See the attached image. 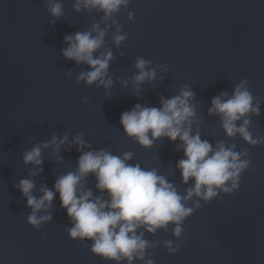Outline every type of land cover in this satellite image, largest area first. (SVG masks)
<instances>
[{"label":"water","instance_id":"1","mask_svg":"<svg viewBox=\"0 0 264 264\" xmlns=\"http://www.w3.org/2000/svg\"><path fill=\"white\" fill-rule=\"evenodd\" d=\"M56 2L63 5L59 18L50 14L49 0H0V264H128L95 255L91 240L69 237L72 222L58 193L46 212L37 213L52 219L34 228L27 222L32 209L18 185L22 179L33 181L32 194L39 198L42 187L54 191L60 176L77 170L82 152L103 150L119 157L132 153L127 163L155 170L185 196L194 181L182 182L177 168L184 158L181 142L162 137L145 147L120 124L121 114L136 104L159 108L162 98L184 89L194 94L192 135L199 133L213 149L221 142L234 145V151L247 152L241 159L250 164L233 193L185 202L195 210L183 220L179 238L171 223L154 234L139 229L150 246L145 260L133 264L148 259L154 264H264V143L253 146L239 134L228 137L222 117L209 114L214 97L231 98L247 80L259 115L249 113L236 124L248 119L252 138L264 139V0H129L107 20L97 9L75 11V0ZM94 24L105 30L94 56L112 52L105 77L112 80L109 88L78 80L90 67L62 55L66 35L92 31ZM117 27L126 35L120 45L113 40ZM138 58L149 62L145 70L154 69L156 77L137 86ZM65 135L58 148L43 147ZM77 136L87 145L81 151L73 143ZM37 146L42 164H25L23 155ZM96 183L92 174L83 181L93 197L107 199ZM166 241L179 244L180 251L170 254Z\"/></svg>","mask_w":264,"mask_h":264},{"label":"clouds","instance_id":"2","mask_svg":"<svg viewBox=\"0 0 264 264\" xmlns=\"http://www.w3.org/2000/svg\"><path fill=\"white\" fill-rule=\"evenodd\" d=\"M128 4L129 0H75L73 7L77 12L81 6L97 9L104 13V19L107 20ZM46 6L53 17L62 16L61 3L49 0ZM133 17L134 14L129 12V19ZM119 32L117 27V34L113 36L117 45L126 39V35H120ZM104 36L105 30L99 24H94L92 31L66 35L64 42L68 46L62 49V55L78 65L86 63L90 67L91 70L81 73L78 80L86 81L89 86L98 81L100 85L109 88L112 80L105 77L112 52L106 51L94 56L103 46ZM147 63L142 58L137 59L135 67L139 71L134 77L137 86L156 77L154 69L145 70ZM247 83V80H242L231 98L222 99L226 95L224 93L214 97L209 114L216 113L222 117V127L228 137L239 134L245 142L254 146L264 143V139L252 138L248 131L250 121L243 119L242 124H236L249 113L259 115V105H253V96L246 87ZM193 95L192 91L184 89L170 99L162 98L159 108L136 104L131 111H125L120 116V124L126 135L142 146L150 147L154 140L162 137L181 142L178 147L183 148L184 158L178 161L177 168L181 172L182 182L187 183L190 179L194 181L185 196L178 194L173 184L155 170H145L139 164L127 163L132 159V153L119 157L103 150L87 151L80 155L75 172L60 176L54 184V191L42 187L39 198L32 194L35 187L33 181L20 180L19 191L26 198L27 206L32 209L27 222L38 229L42 223L50 221L51 214L38 217L37 213L46 212L58 193L61 207L66 210L72 222V227L68 229L69 237L74 240H91V252L105 260H127L128 264H133L134 259L144 261L150 243L143 238V232L137 234L141 228L154 234L158 229H167L171 223L175 225L174 236L179 238L183 231V220L195 210L186 207L185 202L193 196L208 202L220 192L233 193L239 188L241 173L250 164L249 160L241 159L247 152L234 151V145L225 147L221 142L213 149L207 140L201 139L199 133L192 135L194 121L191 118L195 113L189 101ZM84 99L86 102L87 98ZM66 140L65 135L57 143V138L53 137L43 147L56 145L58 148ZM73 143L78 145L77 151L87 147L79 136ZM40 157L41 147L37 146L25 152L23 161L25 164L40 166ZM89 174L95 176L96 188L106 192L107 199L93 197L91 190H85L83 181ZM196 208H199V204ZM165 245L170 254L180 251V245L173 247L172 241H166ZM145 264H154V261L148 259Z\"/></svg>","mask_w":264,"mask_h":264}]
</instances>
